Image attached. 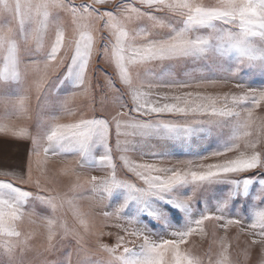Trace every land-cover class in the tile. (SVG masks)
Here are the masks:
<instances>
[{"label": "snow or ice", "instance_id": "obj_1", "mask_svg": "<svg viewBox=\"0 0 264 264\" xmlns=\"http://www.w3.org/2000/svg\"><path fill=\"white\" fill-rule=\"evenodd\" d=\"M257 73L264 0H0V135L31 141L0 172V264H264Z\"/></svg>", "mask_w": 264, "mask_h": 264}, {"label": "crops", "instance_id": "obj_2", "mask_svg": "<svg viewBox=\"0 0 264 264\" xmlns=\"http://www.w3.org/2000/svg\"><path fill=\"white\" fill-rule=\"evenodd\" d=\"M80 2H81V0H76V3H80ZM178 71H179V69H178ZM188 90H190V89H185V91H188ZM35 105H36V101H35V97L33 95V99L31 101V107L33 110L35 109ZM31 122L33 123L34 121L29 120V123H31ZM16 123L18 125L21 124L22 126H25L26 120L17 121ZM28 128L30 131H32L31 130L32 128L30 126H28ZM156 144H157V142H156ZM30 145H31L30 140H26L23 138H16V137H12V136L0 135V172L10 171V170L18 168V166L21 164H25L26 160H27V154L30 151ZM167 150L170 153V155L168 157L178 158V159H183L185 157H189L187 155L179 154V153H186V151H187V149L182 148L180 145H170ZM152 151H160L159 146L157 145V147L152 149ZM133 155H135V156H133ZM140 155H139V153H137V154L130 153V158L133 159L132 157H135L133 160L139 161ZM136 157H137V159H136ZM55 160H57L61 163L58 164L56 161H53V160L49 161L48 167L50 169L55 170V169L62 167V161H60L59 159H55ZM72 178H74V177H72ZM0 179H7V177L0 175ZM81 179L83 180L84 177H81ZM68 180H69L68 177H62V184L60 186V189H64L67 186V184H65L64 182L68 181ZM61 191H65V190H61ZM83 191H84V189H83ZM68 218H70V217H68ZM242 236L243 235H241L240 237H242ZM233 256H234V258H239L240 260H243V249L240 248V250L238 252H236L235 254H233ZM258 259H259L258 251L255 250L254 254L252 255V259L248 262V264H256L253 262H256Z\"/></svg>", "mask_w": 264, "mask_h": 264}, {"label": "rangeland", "instance_id": "obj_3", "mask_svg": "<svg viewBox=\"0 0 264 264\" xmlns=\"http://www.w3.org/2000/svg\"><path fill=\"white\" fill-rule=\"evenodd\" d=\"M106 70L108 72H112V69L111 68H108ZM236 82L237 81L233 80V81H230L228 84L224 85L223 87L209 88L207 90L210 91V92H217V91L224 92V91H229V90L236 91L237 89H235L233 87V85ZM244 82L245 83L251 82L253 87H257V88L264 87V77H261L258 73L256 75H254V76L245 77ZM261 114H264V111H262ZM19 121H21V120H19ZM28 123H29V120H26L25 126H27V127L30 126L32 128L31 130L34 131L35 130L34 122L33 123L31 122L29 124ZM20 126H22V125L20 124ZM152 143L156 144L155 141H152ZM144 151L147 152V151H149V149L148 148H145ZM137 153H139V152H136L135 154H137ZM139 155H140V153H139ZM133 156H135V155H133ZM132 158L134 159L135 157H132ZM189 158H191V157H185L183 159H189ZM136 159H137V157H136ZM151 159L152 158H150V156H141L140 155L139 161L140 160H151ZM177 160H182V159L172 158V157H166L163 160V164L165 166H170L171 164H175ZM53 161H56L58 164L61 163V162H59L57 160H53ZM81 174H82L81 177H84L85 178V177H87L89 175H100L102 173L99 172V171H97V172L81 171ZM252 174L253 173H248L247 175H252ZM72 180H75V177L72 178ZM68 182H69V180L68 181H65L64 183L68 185ZM258 187H259L258 185H255L253 188L250 189V192H253L254 193ZM60 190L67 191V186L64 189H60ZM84 192L87 193V185L84 188ZM79 203H80V206L83 209V211H85V212H88L90 210L92 211L93 215L91 217H89V221H88L89 228H90V230L92 232L97 231L100 228V226L102 225V223L104 221H103V218L102 217H100L99 215L96 214L98 212V209H96L95 207H92V205H93L94 202L85 199V200L79 201ZM68 217L71 218L70 214H68ZM70 218H68L69 219V223H72V219H70ZM108 230L109 229H104V231H108ZM222 234L223 233H221V235ZM235 234H236V230L235 229L230 230V233H229L230 236H235ZM85 239L89 242V244H94V241H95V237L94 236H87L86 235L85 236ZM103 239H104V241L106 243H112L113 242V240L111 238H108V237H104ZM247 239L248 238L246 236L240 237L239 238V244L238 245H237V242L235 240H233V254H235L236 252H238L240 250V248L241 249H244V247H245L244 241L247 240ZM256 251H258V250H256ZM254 252H255V250L253 251L252 255L254 254ZM253 263H256V262H253Z\"/></svg>", "mask_w": 264, "mask_h": 264}]
</instances>
